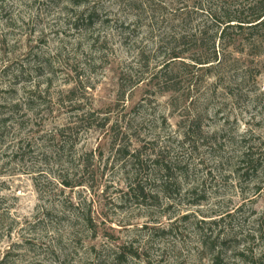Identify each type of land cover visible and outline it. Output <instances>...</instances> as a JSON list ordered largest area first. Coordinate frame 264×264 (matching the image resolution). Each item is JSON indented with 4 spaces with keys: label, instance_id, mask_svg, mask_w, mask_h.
Returning a JSON list of instances; mask_svg holds the SVG:
<instances>
[{
    "label": "rangeland",
    "instance_id": "rangeland-1",
    "mask_svg": "<svg viewBox=\"0 0 264 264\" xmlns=\"http://www.w3.org/2000/svg\"><path fill=\"white\" fill-rule=\"evenodd\" d=\"M252 1L0 0V264H264Z\"/></svg>",
    "mask_w": 264,
    "mask_h": 264
},
{
    "label": "trees",
    "instance_id": "trees-1",
    "mask_svg": "<svg viewBox=\"0 0 264 264\" xmlns=\"http://www.w3.org/2000/svg\"><path fill=\"white\" fill-rule=\"evenodd\" d=\"M264 0H253L251 2H247L242 8H237L239 14H233V11L228 8H224L223 21L218 23V27H224L222 32H226L227 29H235V28H244L245 24H248L251 28H256L259 25H262L264 22ZM245 10H252L250 16H244ZM213 47H215V42L213 43ZM216 56V55H215ZM198 63H210V61L198 60Z\"/></svg>",
    "mask_w": 264,
    "mask_h": 264
},
{
    "label": "built area",
    "instance_id": "built-area-1",
    "mask_svg": "<svg viewBox=\"0 0 264 264\" xmlns=\"http://www.w3.org/2000/svg\"><path fill=\"white\" fill-rule=\"evenodd\" d=\"M264 87V86H263Z\"/></svg>",
    "mask_w": 264,
    "mask_h": 264
}]
</instances>
